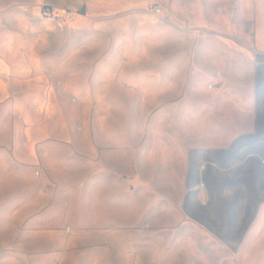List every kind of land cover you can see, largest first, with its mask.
<instances>
[{
	"label": "rangeland",
	"instance_id": "1",
	"mask_svg": "<svg viewBox=\"0 0 264 264\" xmlns=\"http://www.w3.org/2000/svg\"><path fill=\"white\" fill-rule=\"evenodd\" d=\"M43 2L0 0V6L21 10L29 21L24 54L66 79L55 85L65 112L56 123L71 134L66 145L32 144L18 133L20 105L0 104V141L17 142V152L0 147V264H264L258 157L231 173L211 171L184 207L178 176L185 146L193 164L215 160L228 168L255 153L264 160L263 145L243 134L238 145L261 149L194 148L246 129L251 120L237 115L238 105L262 112L264 0H100L93 11L68 5L81 10L73 21L55 18L67 6ZM221 94L259 101L228 104L227 114L205 108L197 118V107L218 106L210 97ZM24 106L36 122L34 101ZM111 126L128 129L117 136L128 143L139 128L141 154L147 158L148 145L155 154L154 178L146 159L140 167L132 162L130 146L101 156V142L116 137L101 133ZM51 149L59 152L52 162ZM106 162L124 173L101 183ZM208 184L211 195L201 200L212 220L202 224L194 196L206 195Z\"/></svg>",
	"mask_w": 264,
	"mask_h": 264
},
{
	"label": "crops",
	"instance_id": "2",
	"mask_svg": "<svg viewBox=\"0 0 264 264\" xmlns=\"http://www.w3.org/2000/svg\"><path fill=\"white\" fill-rule=\"evenodd\" d=\"M43 3L50 4L54 7H63L68 5H81L88 9L89 11H93L95 7L102 6L103 4L100 0H42ZM130 3H134V0H130ZM107 6V4H104ZM0 104H19L21 110L25 113L22 114V119L19 120L18 133L22 136L23 140H31L32 144H36L37 141H42L43 143H58L59 145H66L67 140H69L70 131L66 128H63L60 124L56 123L60 112L65 117V112L62 108V102L60 99V95L55 89L56 81L64 82L66 79L61 77L59 73L56 72L55 67L54 70L50 69L48 66H44L43 64L35 63V60L29 58V54L23 51L22 48V38L26 35V31L28 29L29 21L25 19H21L19 14L21 10H14L6 5L0 6ZM84 20V19H83ZM54 21V20H52ZM43 23V21H41ZM79 23H81L79 21ZM83 23V21H82ZM43 25V24H41ZM264 31V30H263ZM263 52H264V36H263ZM58 54H60L58 52ZM61 54L63 57L70 54L69 50H62ZM67 61V60H66ZM32 71L36 72V76H32ZM69 76V74H68ZM27 87H35L34 92H31L32 89H29V92H23L22 88ZM210 101L212 103H217L218 106L212 107H197L199 111L197 113V118H204L205 114L203 110L206 108L211 115L218 114H227L230 111V107L228 104L234 103H251L253 99L255 102L259 101V96L255 95H247L242 96L238 94H221L219 96H211ZM263 99V109L262 112H258V106H252L248 104H244L243 106L238 105L236 109L237 115L245 116L251 120L249 122L248 127L244 129L242 132H238L235 136L230 137L225 142H215L209 146H204L203 141L196 145L194 148L200 151L203 150H213V151H250V150H259L261 147L259 146H241L238 145L240 135H246L248 139V143L251 145L260 144L263 145L264 151V61H263V96L260 97ZM35 103V113L37 115L36 122H33L31 113L29 110L30 106L28 103ZM203 99L197 100V103H203ZM182 102V101H181ZM207 102V100H206ZM26 103V104H24ZM14 108V106H13ZM196 109V108H195ZM67 111L66 113H68ZM263 114V139L260 137L261 132L260 128L262 122L260 121V115ZM214 117V116H212ZM54 127V128H53ZM128 129H124L123 127H104L102 129V134L110 135L116 137H110L105 139V143H102L101 156L108 155V153H112L114 150L118 149L119 145L130 146L127 149H130V154L132 162H135L137 167L143 166L140 164V161H145L148 166V178H154L155 176V154L150 152V146L147 148V158H144L143 154H141V141L139 138L140 130L139 128L131 129L130 133L134 137L128 143L122 138L117 137L120 134H127ZM198 132V131H197ZM109 137V136H108ZM17 142L14 139L8 144V142L0 141V147L9 150L10 152H17L16 149ZM5 146H8L7 149ZM144 147V146H143ZM126 149V150H127ZM193 147H191V150ZM188 150L187 146L184 149V157L179 160V172L178 176L180 178L181 184L183 185V194L179 201L180 207H184L188 205V200L191 198V195L194 191L197 190L198 186H201L204 180L209 179L210 175L213 174L211 171L215 173L218 171H228L231 173V170L237 166H242L248 161L251 162L250 157L257 156L258 159H255L257 167L264 166V160L259 154H246L244 158L238 159V161L229 165L228 168H222L215 160H206L201 161L200 163L193 164L191 159H189L186 155V151ZM105 151V153L103 152ZM50 160L58 158L59 152H54L51 149ZM129 155V154H128ZM49 157V155H48ZM47 157V158H48ZM106 157V156H105ZM103 157V158H105ZM168 156H165V160H167ZM50 162V163H51ZM169 162V161H168ZM106 167L104 170V175L101 176V183H110L113 178H119V174L124 173L119 168L114 167L111 163L106 162ZM172 163H169V165ZM206 164V165H205ZM139 172H135L134 175H140ZM148 183H150V181ZM194 182V185H189V182ZM201 194V193H200ZM210 189L209 184L207 185L206 195H198L194 196L197 214L195 219L197 221L202 222V224H206V222L211 218L212 212L207 209L205 206V202L203 199L210 197ZM201 197L203 199L201 200ZM155 197L151 195V202H149L151 208L155 207Z\"/></svg>",
	"mask_w": 264,
	"mask_h": 264
},
{
	"label": "built area",
	"instance_id": "3",
	"mask_svg": "<svg viewBox=\"0 0 264 264\" xmlns=\"http://www.w3.org/2000/svg\"><path fill=\"white\" fill-rule=\"evenodd\" d=\"M50 11V10H49ZM61 13H55V18H59L62 21H73L81 12L80 8L77 6H67L65 9L63 8ZM51 14V13H50Z\"/></svg>",
	"mask_w": 264,
	"mask_h": 264
},
{
	"label": "bare ground",
	"instance_id": "4",
	"mask_svg": "<svg viewBox=\"0 0 264 264\" xmlns=\"http://www.w3.org/2000/svg\"><path fill=\"white\" fill-rule=\"evenodd\" d=\"M126 3H127V1H126ZM131 5H132V4H131ZM139 20H140V19H139ZM135 30H136V29H135ZM157 30H159V29H157ZM137 36H138V35H137ZM130 37H131V36H130ZM132 62H133V61H132ZM130 64H131V63H130ZM115 69H116V68H115ZM117 74H118V73H117ZM122 74H123V73H122ZM122 74H121V75H122ZM137 79H138V78H137ZM137 81H138V80H137ZM131 82H132V81H131ZM25 90H26V89H25Z\"/></svg>",
	"mask_w": 264,
	"mask_h": 264
}]
</instances>
